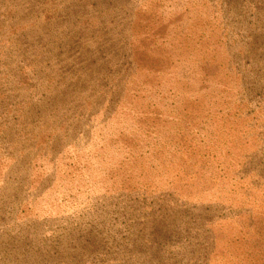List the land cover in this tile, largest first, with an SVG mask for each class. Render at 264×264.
I'll use <instances>...</instances> for the list:
<instances>
[{
  "label": "rangeland",
  "instance_id": "1",
  "mask_svg": "<svg viewBox=\"0 0 264 264\" xmlns=\"http://www.w3.org/2000/svg\"><path fill=\"white\" fill-rule=\"evenodd\" d=\"M0 264H264V0H0Z\"/></svg>",
  "mask_w": 264,
  "mask_h": 264
},
{
  "label": "trees",
  "instance_id": "2",
  "mask_svg": "<svg viewBox=\"0 0 264 264\" xmlns=\"http://www.w3.org/2000/svg\"><path fill=\"white\" fill-rule=\"evenodd\" d=\"M262 30V29H261ZM248 52H250V51H248Z\"/></svg>",
  "mask_w": 264,
  "mask_h": 264
}]
</instances>
